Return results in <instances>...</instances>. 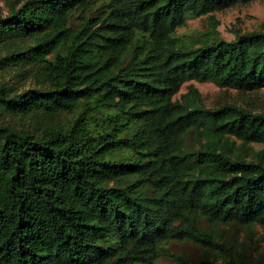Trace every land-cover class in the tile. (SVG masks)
<instances>
[{"label": "trees", "instance_id": "16d2710c", "mask_svg": "<svg viewBox=\"0 0 264 264\" xmlns=\"http://www.w3.org/2000/svg\"><path fill=\"white\" fill-rule=\"evenodd\" d=\"M250 1L23 0L0 13V70L12 69L0 264H261L223 249L217 228L264 237V111L181 92L264 87V23L233 39L215 17L181 30ZM185 240L204 252L170 247Z\"/></svg>", "mask_w": 264, "mask_h": 264}, {"label": "rangeland", "instance_id": "374dc122", "mask_svg": "<svg viewBox=\"0 0 264 264\" xmlns=\"http://www.w3.org/2000/svg\"><path fill=\"white\" fill-rule=\"evenodd\" d=\"M23 0H0V13L6 15L10 11L12 3L20 4ZM215 17L219 24L217 30L226 39H233L240 31L253 30L264 23V0H252L248 3L238 2L228 8L214 12L212 16L203 15L188 19L181 30L196 33L206 32L212 29V18ZM12 69L0 70V79L9 75ZM192 83L198 87L203 99L209 106H218L225 102H233L249 107L256 111H264V87L255 90L241 91L234 87L220 86L213 81L191 80L185 83L181 92H186L188 85ZM71 116V114H67ZM256 150L261 148L259 144H251ZM218 233L221 247L230 248L233 253L244 249L249 256L258 258L264 264V237L260 225H241L238 223L220 224ZM170 247L184 255L195 257L202 254L205 248L194 241L185 240L171 243ZM211 251H217L212 249ZM218 251H222L218 249Z\"/></svg>", "mask_w": 264, "mask_h": 264}]
</instances>
